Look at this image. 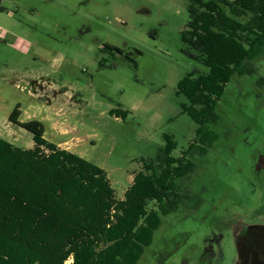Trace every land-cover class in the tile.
<instances>
[{
    "label": "rangeland",
    "instance_id": "1",
    "mask_svg": "<svg viewBox=\"0 0 264 264\" xmlns=\"http://www.w3.org/2000/svg\"><path fill=\"white\" fill-rule=\"evenodd\" d=\"M191 1H6L0 11V137L34 148L33 135L10 121L21 105L20 122H41L48 141L104 169L117 198L124 199L142 171L141 160L157 156L165 135L177 144L175 158L197 137L198 125L182 113L189 102L177 95L188 74L209 72L183 53ZM255 66L253 75L227 85L212 127L217 140L205 155L188 157L198 164L183 184L193 198L163 218L139 264H182L213 229L256 206L264 52ZM117 109L131 113L126 121L111 115Z\"/></svg>",
    "mask_w": 264,
    "mask_h": 264
},
{
    "label": "trees",
    "instance_id": "2",
    "mask_svg": "<svg viewBox=\"0 0 264 264\" xmlns=\"http://www.w3.org/2000/svg\"><path fill=\"white\" fill-rule=\"evenodd\" d=\"M189 16L183 53L209 72L188 74L177 95L189 102L182 113L198 125L197 137L175 158L177 144L165 135L157 156L141 160L124 199L104 169L48 141L41 122H20L21 105L14 109L10 121L35 145L24 149L0 137V264H139L163 218L189 206L193 197L183 184L198 164L188 157L213 146L227 85L253 75L264 52V0H212L189 8ZM130 114L111 111L124 121Z\"/></svg>",
    "mask_w": 264,
    "mask_h": 264
},
{
    "label": "flooded vegetation",
    "instance_id": "3",
    "mask_svg": "<svg viewBox=\"0 0 264 264\" xmlns=\"http://www.w3.org/2000/svg\"><path fill=\"white\" fill-rule=\"evenodd\" d=\"M208 2L192 0L190 8ZM254 172L253 186L261 191L256 206L251 212L232 216L230 223L213 229L203 246L192 256L187 253L182 264H264V152L257 155Z\"/></svg>",
    "mask_w": 264,
    "mask_h": 264
},
{
    "label": "built area",
    "instance_id": "4",
    "mask_svg": "<svg viewBox=\"0 0 264 264\" xmlns=\"http://www.w3.org/2000/svg\"><path fill=\"white\" fill-rule=\"evenodd\" d=\"M6 1H8V0H0V11H1V10H5V9L2 7V5H3Z\"/></svg>",
    "mask_w": 264,
    "mask_h": 264
},
{
    "label": "crops",
    "instance_id": "5",
    "mask_svg": "<svg viewBox=\"0 0 264 264\" xmlns=\"http://www.w3.org/2000/svg\"><path fill=\"white\" fill-rule=\"evenodd\" d=\"M57 145V144H56ZM59 147H62L61 145L58 144Z\"/></svg>",
    "mask_w": 264,
    "mask_h": 264
}]
</instances>
